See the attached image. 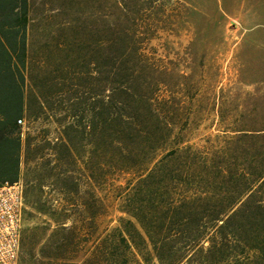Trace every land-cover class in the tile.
Returning <instances> with one entry per match:
<instances>
[{
	"label": "rangeland",
	"instance_id": "rangeland-1",
	"mask_svg": "<svg viewBox=\"0 0 264 264\" xmlns=\"http://www.w3.org/2000/svg\"><path fill=\"white\" fill-rule=\"evenodd\" d=\"M33 2L49 103L22 127L18 264H201L212 241L261 258L245 226L264 205V0ZM177 206L198 237L160 229Z\"/></svg>",
	"mask_w": 264,
	"mask_h": 264
},
{
	"label": "trees",
	"instance_id": "trees-1",
	"mask_svg": "<svg viewBox=\"0 0 264 264\" xmlns=\"http://www.w3.org/2000/svg\"><path fill=\"white\" fill-rule=\"evenodd\" d=\"M33 4V0H0V185L6 181L15 182L21 179L24 149L22 127L24 120L32 117L33 100L39 101V107L42 110L46 106L45 103H49L36 92L37 90L42 91L49 79H47V74H40L34 64L35 49L31 36V27L35 21ZM100 64L98 62V65ZM117 75L118 79H123L124 75H121L119 71ZM117 86L112 83L107 88L112 93L109 97L108 106L110 107L124 103L121 98L117 97ZM91 117L95 129L97 120L103 117V113L95 108ZM245 208L240 207L234 213L242 212ZM250 209L254 215L246 221V232L254 235L253 245H259L262 250L261 258L251 264H264V205L258 204ZM194 218L191 212H184V208L177 206L163 211L158 225L163 230H177L181 235L188 234L198 237L200 230ZM233 218L235 214L228 215L226 219L220 221H223V226L232 225ZM172 242L165 240L160 244L161 250L158 251L160 260L170 255L173 246L169 247L168 244ZM225 243L217 246L216 242L212 241L206 259H202L201 264H248L245 261L231 263L233 255L231 256L230 253L233 248ZM242 247L243 249L239 252H244V246ZM195 252L197 253V250ZM173 255L175 254L171 256ZM187 257L183 254L177 261L174 257L168 258V264H182L183 259Z\"/></svg>",
	"mask_w": 264,
	"mask_h": 264
},
{
	"label": "built area",
	"instance_id": "built-area-1",
	"mask_svg": "<svg viewBox=\"0 0 264 264\" xmlns=\"http://www.w3.org/2000/svg\"><path fill=\"white\" fill-rule=\"evenodd\" d=\"M24 208V183L0 185V264H18Z\"/></svg>",
	"mask_w": 264,
	"mask_h": 264
},
{
	"label": "crops",
	"instance_id": "crops-1",
	"mask_svg": "<svg viewBox=\"0 0 264 264\" xmlns=\"http://www.w3.org/2000/svg\"><path fill=\"white\" fill-rule=\"evenodd\" d=\"M21 180V179H20Z\"/></svg>",
	"mask_w": 264,
	"mask_h": 264
}]
</instances>
